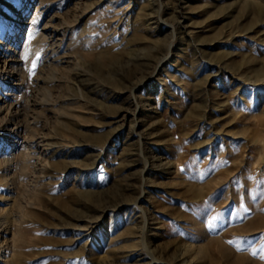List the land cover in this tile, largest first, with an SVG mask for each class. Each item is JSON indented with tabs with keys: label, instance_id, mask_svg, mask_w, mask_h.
I'll return each instance as SVG.
<instances>
[{
	"label": "rangeland",
	"instance_id": "374dc122",
	"mask_svg": "<svg viewBox=\"0 0 264 264\" xmlns=\"http://www.w3.org/2000/svg\"><path fill=\"white\" fill-rule=\"evenodd\" d=\"M1 243L264 264V0H0Z\"/></svg>",
	"mask_w": 264,
	"mask_h": 264
},
{
	"label": "bare ground",
	"instance_id": "6f19581e",
	"mask_svg": "<svg viewBox=\"0 0 264 264\" xmlns=\"http://www.w3.org/2000/svg\"><path fill=\"white\" fill-rule=\"evenodd\" d=\"M32 24H30L29 26H28V28H27V31H26V34H25V37L24 38H22V40H24V41H22V42H24L23 44H24V46H23V44H22V49H21V51L19 52V54L21 55L25 50H28V49H26L27 47H30V48H32V43H34L33 42V40H32V38L30 37L31 35H29L30 34V32H31V30L33 29L32 28ZM35 29V28H34ZM30 37V38H29ZM35 44V43H34ZM11 68V67H10ZM14 68L15 67H12V69H11V71L9 72V73H7L6 74V77L7 78H9V79H12L13 78V76H14V73H13V71H14ZM4 71V70H3ZM6 73V72H5ZM25 157V156H24ZM138 223V222H137ZM127 224L125 223V221L124 222H117V221H114L113 219L110 221V223L108 224V226H107V232H106V234H108V237H111V231H112V229H113V227H117V228H121V227H127L126 226ZM142 225V224H141ZM144 225V224H143ZM133 226V225H132ZM131 227V226H130ZM135 231V228H129L128 229V232L130 233V234H132L133 232ZM122 232H123V229H122ZM128 233V234H129ZM122 238V237H121ZM129 238V237H128ZM103 239H104V236H101L100 238H99V240H96V242H97V244H102V241H103ZM112 240V239H111ZM4 242H6V241H4ZM127 242H128V240H127ZM3 244V245H2ZM7 245V244H6ZM5 245V243H1L0 244V249H3L4 248V246H6Z\"/></svg>",
	"mask_w": 264,
	"mask_h": 264
},
{
	"label": "snow or ice",
	"instance_id": "6c2138e0",
	"mask_svg": "<svg viewBox=\"0 0 264 264\" xmlns=\"http://www.w3.org/2000/svg\"><path fill=\"white\" fill-rule=\"evenodd\" d=\"M35 67H36V64H35V62L33 63V70L35 69Z\"/></svg>",
	"mask_w": 264,
	"mask_h": 264
}]
</instances>
